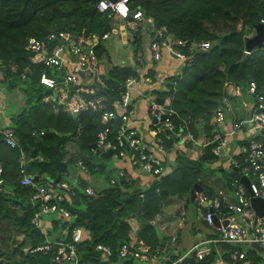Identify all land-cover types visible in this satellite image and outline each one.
Returning a JSON list of instances; mask_svg holds the SVG:
<instances>
[{
  "label": "trees",
  "instance_id": "trees-1",
  "mask_svg": "<svg viewBox=\"0 0 264 264\" xmlns=\"http://www.w3.org/2000/svg\"><path fill=\"white\" fill-rule=\"evenodd\" d=\"M99 1L0 0V62L4 67L0 90L6 94L20 92L24 98L18 111L8 114L10 125L7 127L13 129L18 146L6 144L3 136L6 127L0 126V264H59L54 258L61 233L66 230L64 240L71 242L74 227L84 231L81 241L75 243L77 264H150L152 260L158 264H181L178 258L182 252L176 255L167 246L164 249L171 236L155 220L171 199L183 200L184 206L196 208L195 200L191 201L189 196L195 183L203 187L209 198L213 196L204 185L203 176L218 159L212 152L216 142L198 148L193 156L187 151H177L167 172L141 188L134 174L135 167L131 166V171L125 166H116L115 162L122 161L120 157L113 161L91 150L104 127L100 112L86 110L74 117L61 109L55 111L51 103L44 101L54 92L39 83V76L46 68L29 60L27 39L41 38L66 27L76 32L111 33L118 22L97 10ZM129 4L132 9L139 8L145 16L153 17L156 28L164 26L175 38L187 41L181 50L190 59L178 73L160 80L154 71H149L153 81L165 87L154 88L152 94L171 99L170 105L177 115L176 127L181 120H186L196 137L212 139L221 130L214 121L218 108L225 110L227 121L241 120L243 98L252 97L247 93L248 84L253 81L257 92L264 91V43L249 52L245 47V40L254 33L255 25L264 22V0H130ZM133 32L130 43L137 53L141 44L140 27ZM193 39L209 41L210 45L206 50H190ZM97 52L100 56L105 52L103 41ZM130 75L140 77L133 65L112 63L108 68L105 81L109 104L118 98L124 80ZM236 88L239 93H233ZM224 100L229 105L225 106ZM121 123L120 118L109 120L112 136L117 134ZM34 130L43 134L34 135ZM173 139H160L165 151L173 149ZM71 144L75 146L73 153L68 152ZM185 145L189 146L187 149L194 147L191 142ZM124 149L130 151L127 145ZM23 153L25 161L21 163ZM78 160L87 168V174L76 182L68 181L65 173ZM107 160L114 166H109ZM21 166L37 185L46 176L54 180L59 176L70 183V199L61 202L72 215L68 222L51 212L42 215L41 229L31 223L35 213L41 210V201L32 199L36 187L21 184ZM228 169L238 174L233 167ZM92 176L100 180L102 188L98 189L89 180ZM231 179L222 181L221 187L230 188ZM88 187L93 190L92 194L86 192ZM131 218L139 222L135 241L130 237ZM201 224L209 228L205 221ZM217 235L207 233L206 237L211 239ZM129 243L146 258L120 257L121 246ZM98 244L109 247L110 255L97 250ZM43 245H48V249L33 250ZM211 249L210 254L196 259L195 264H217L218 260L225 264H264V258L255 251L247 252L243 259L234 258L233 253L242 248L231 243H212Z\"/></svg>",
  "mask_w": 264,
  "mask_h": 264
},
{
  "label": "built area",
  "instance_id": "built-area-1",
  "mask_svg": "<svg viewBox=\"0 0 264 264\" xmlns=\"http://www.w3.org/2000/svg\"><path fill=\"white\" fill-rule=\"evenodd\" d=\"M129 1L100 0L96 7L100 13H106L108 18H114L117 22L131 18L128 22L130 27H134L137 21L146 23L147 26L142 28V32L147 31L150 36L153 35L147 47L149 60L145 62L140 52L133 58L135 61L133 66L140 77L128 76L123 82V90L118 98L109 104L106 92L108 84L105 81L108 69L104 65L102 55L98 54L97 48L102 41L110 37L111 33L107 31L99 35L80 31L76 34V30L66 27L41 38L27 39L29 60L33 64L43 65L46 68L39 76V83L56 92L46 96L44 101L51 103L55 111L61 109L69 114L78 115L86 110L100 112L104 127L97 134L95 147H101L103 150L111 149L117 158L120 157L123 161L129 162L130 166L147 171L154 177L167 172L168 165L138 138L137 131L133 127L137 121L138 104L141 100L147 101V110L151 116H156L157 121L150 124V126L157 125V128L152 130L154 136L159 131L165 133V130H168L170 134H165L169 137L174 134L175 140L179 138V144L191 142L194 148H203L216 142L212 152L218 157L224 154L223 149L228 146V141L236 138L239 141L238 152L232 156L227 151L226 155H228V166L237 169L238 178L230 182V188H219L215 198H209L204 191L196 192L194 197L201 207L200 209L197 205L198 215L209 226L216 228L218 235L190 247L178 259V262L185 256H192L194 260L202 259L212 251L211 244L218 242L241 247L240 251L233 253L234 258L243 259L249 251H255L264 258V210L259 214L251 204L253 197L264 199V138H258L262 134L260 132L264 130V91L257 92L253 81L248 84L247 93L252 97L251 101L247 102L248 111L239 121H227L225 110L218 108L214 121L221 130L212 139L205 136L196 137L186 120H181L179 127H176L174 119L177 115L170 105L171 99L169 96L162 97L164 99L162 104L156 100L157 96L152 94L154 88L164 89L165 87L160 82H154L149 71H154V62L159 61L164 54L180 59L183 65L187 64L190 57L181 50L187 41L175 38L166 32L164 26L156 28L153 17L145 16L139 8L132 9ZM209 45V41L193 39L190 41V50L197 48L206 50ZM70 53H75L76 57L72 58ZM1 67L0 62V80L3 79ZM236 91L239 93L237 88ZM223 103L225 106L228 105L226 100ZM162 114L164 118L160 119ZM116 118H120L122 123L117 134L112 136L108 122ZM32 133L43 134V131L34 130ZM3 134L6 144L10 147L19 145L11 127H6ZM126 145L130 148L129 152L124 149ZM95 147H91L93 152L96 150ZM158 147L164 149L161 140L158 142ZM36 158L41 159V156ZM20 161L21 163L25 161L24 153ZM76 165L79 167L80 174H87V168L81 160H78ZM19 172L21 184L37 188L32 199L41 201V210L31 219L34 226L42 228V215L46 213L56 212L64 222L72 218L70 212L61 205L62 201L70 199L71 185L67 180L55 181L46 176L37 185L32 176L25 172L23 166L20 167ZM118 174L123 175L122 169L118 171ZM65 175L70 177V173ZM242 176L248 178V187L241 182ZM86 192L92 194L93 190L88 187ZM209 205L213 208V212L209 210ZM214 214L217 216L218 224L214 223ZM83 234L81 227H74L70 234L71 242H66L64 239L67 232L62 231L54 261L59 264H77L75 243L81 241ZM174 239L175 237L172 240ZM253 243L261 246L262 251L253 247ZM166 246L168 243L164 249ZM48 247V245L36 246L33 250H43ZM96 249L105 256L110 255V249L105 245L98 244ZM119 255L122 258L127 256L146 258L145 255H140L133 250L131 243L123 244ZM223 263L222 260L217 262V264Z\"/></svg>",
  "mask_w": 264,
  "mask_h": 264
},
{
  "label": "crops",
  "instance_id": "crops-1",
  "mask_svg": "<svg viewBox=\"0 0 264 264\" xmlns=\"http://www.w3.org/2000/svg\"><path fill=\"white\" fill-rule=\"evenodd\" d=\"M163 57H164V62L162 64H160L158 62H154L155 76L160 80L166 76H170V75L178 73L183 66V62L178 58H175L173 56H169L167 54H164ZM231 89L232 88L230 86L229 92L231 91ZM18 93L20 94V92H18ZM233 93H237L236 89H234ZM15 95H17V92L16 93L12 92L10 94H6V93H4V91L0 90V126L1 127L9 126L10 125V119H9L8 114L12 113L14 111H18V108L24 104L23 95L22 94H20V96L18 95L16 97L17 99H15ZM8 98H9V101H8ZM13 99L16 101V103H18V102L19 103L18 104L13 103L12 102ZM227 104L229 105V103H227ZM147 105H148V103L145 100L144 101L141 100L138 104L137 115L140 113V111H141V116H145V114H147L146 120L140 119L138 117L139 120L137 119V121L134 123L133 127L137 131L138 138L143 143H145L157 156L162 158L165 162L167 161L168 169L170 168L169 166H171L170 164L174 163L175 155H176L177 151H187L190 156L195 155V151L198 150L197 147H195V148L190 147L189 149H187V147H189V146H186L185 144H179L178 143V144H175L173 149H171L170 151H165L164 149H161L158 147V142L156 141L158 138L149 136V135L141 132V130H140L142 127V125H140L141 122H143L144 125L147 127H150V124L152 123V116L150 115V113L147 110ZM247 111L248 110L244 111V115H245V112H247ZM234 141L237 142V147L235 148V150H233L231 145H230L231 142H234ZM238 147H239V141H237L236 138L230 139L228 141V146L223 149L224 154L222 156L227 158L228 157V155H226L227 151H229L228 152L229 155L234 156L238 152ZM220 161H221L220 157H218L216 162H214L213 164L217 165ZM120 162H118V165L120 163V166H125L126 168H128L131 171L133 170L132 167L130 166L129 162L123 161V160ZM226 164H228V163L225 161V165ZM135 170L136 171H134V174L140 175L142 177V179H141L142 183L148 184L154 179L153 178L149 182L146 179L149 174H146L145 172H143V170H140V169H135ZM78 174L79 175L74 180H77V179L79 180V178H81V177L85 178V175L80 174L79 171H78ZM74 180L72 179V182H74ZM221 188H223V187H221ZM171 202H169L164 207V212L159 214L155 221L157 222V224H160L159 228L161 230H163L164 232H167L171 236L170 240L166 241V243H170V244H168L167 248L172 251V254L178 255L182 252V256H183L185 254V252L190 247L208 239L206 237L207 233L208 234H214L213 231H216V228L211 227V226H209V228H207L201 224V221H203V220L198 215L197 207L196 208L191 207V206L186 207V206H184L183 200H178V199H171ZM129 222H130L131 227H132L131 232H130V237H131L132 241H135L136 231L138 229L139 222L135 218L129 219ZM195 227H197L196 231L194 229ZM179 229L181 230V234H180V232L178 233ZM198 229H200V230H198ZM216 233H218V232L216 231ZM174 237H175V239L172 240ZM141 261L145 262L144 260H141ZM150 264H158V263L156 261L152 260V262Z\"/></svg>",
  "mask_w": 264,
  "mask_h": 264
},
{
  "label": "rangeland",
  "instance_id": "rangeland-1",
  "mask_svg": "<svg viewBox=\"0 0 264 264\" xmlns=\"http://www.w3.org/2000/svg\"><path fill=\"white\" fill-rule=\"evenodd\" d=\"M124 22L122 23L121 21H119L116 24L117 26H116L115 30L111 32L110 37L107 40L103 41L105 52L102 54V59L104 60V65H105L106 69L110 68L112 66V63H117V64L125 63L128 65H134L135 64L134 59H132L134 53H136L135 52V46L132 43H130V40L133 39V37H134L133 31H135L138 27H140V30H141V33H140L141 44H140V50L136 53V55L140 52L142 54L143 60L145 62H148V60H149V54L147 52V47L149 45V41L151 39V36L147 31L142 32V28L147 26L146 23L143 21L142 22L137 21V24L134 27H130V25L127 22H125V23ZM70 56L72 58H75L76 54L70 53ZM157 62L162 64L164 62V57L162 56V58ZM20 94L17 92V95H15V99H17L16 97L18 95L20 96ZM250 100L251 99L249 97L243 98L244 102L240 105V107L242 108L243 111L248 110L247 102ZM8 101H9V98H8ZM12 102L16 103V101L14 99L12 100ZM18 103H16V104H18ZM146 116H147V114H145V116H141V111H140V113L137 115L136 119L139 120V118H140V119L146 120L147 119ZM140 125H142V127L140 129L141 132H143L149 136L164 139L165 141L170 139V137L167 134L163 133L162 131H159L158 134L155 136L153 135L152 130L156 129L157 125H151L150 127H147L144 125L143 122H141ZM260 133H262V134L259 135L258 138L263 139L264 138V130ZM156 141L160 142V140H156ZM178 142H179V138L177 140H174V143L172 146L174 147V145L178 144ZM230 145H231L232 149L235 150V148L237 147V142H235V141L231 142ZM74 147L75 146L73 144H71L68 147V152L73 153L72 151L75 150ZM220 160L221 161L217 165L216 164L212 165L213 168L211 170L204 172L205 175L203 176L204 185L208 189L211 190V192L213 194L212 198L216 197L218 189L221 188L222 181H228L231 177H232V179L230 181H233L236 178L234 176H238V174L231 173L230 169H228V164L225 165V161L228 163V159L226 157L220 156ZM106 163H108L109 166H114V163L110 162L109 160H107ZM115 163L117 166L118 162H115ZM120 163H119V165H120ZM78 168L79 167L77 165H74V168H72L70 170V172H69L70 177H67L68 181H72V179L74 177H77L79 175L78 174ZM136 177L139 179L138 186L143 188L145 185H147V184L141 182L142 177L140 175H136ZM153 178H154V176L149 174L146 179H147V181L150 182ZM89 180H91V182L93 184H95L98 189L102 188L103 184L97 178L92 176V177H89ZM194 202H195L194 204L198 205L196 201H194ZM198 206H197V210L200 207V206L199 207ZM191 207H195V205H192ZM200 209H201V207H200ZM213 232H214V234H216L215 231H213ZM21 237H22V235H18V238H21ZM261 254L263 255V252H261ZM223 264H225V263H223Z\"/></svg>",
  "mask_w": 264,
  "mask_h": 264
},
{
  "label": "water",
  "instance_id": "water-1",
  "mask_svg": "<svg viewBox=\"0 0 264 264\" xmlns=\"http://www.w3.org/2000/svg\"><path fill=\"white\" fill-rule=\"evenodd\" d=\"M112 1H116V0H112ZM131 18H128L127 20H130ZM77 34V32H75ZM264 43V22H261V23H258L255 25V28H254V33L251 35V36H248L245 40V47H246V51L249 52L253 47H256V46H261L262 44ZM2 69H4V67H2ZM27 72H29V69L27 68L26 69ZM56 94V92H54ZM156 100L162 104L163 103V98H160V97H157ZM73 116L76 117V113H73ZM164 118V115H160V119H163ZM156 116L153 115L152 116V122H156ZM165 132L167 134H170V131H166ZM172 138H175L176 136L174 134L171 135ZM92 147H95V144L92 145ZM96 150H95V154L98 155V154H102L103 156L105 157H108V158H111L113 161H117V157L114 155L113 151L111 149H108V150H103L101 147H95ZM235 171H237L236 168H234ZM146 174H148L147 171H144ZM60 178L59 176L55 179V181H58ZM241 182L245 184V186H249V180L247 177L245 176H242L241 177ZM203 191V187L198 184V183H195L192 188L190 189V192H189V196H190V200H194V197H195V193L196 192H202ZM251 204L252 206L254 207V209L259 213H263V210H264V199L262 198H257V197H253L251 198ZM209 210L213 212V208L209 205ZM214 223L215 224H218V219H217V216L214 214ZM253 247H255L257 250L259 251H262V247L259 246L258 244L256 243H253L252 244ZM181 264H195V260L192 256H185L181 259Z\"/></svg>",
  "mask_w": 264,
  "mask_h": 264
}]
</instances>
